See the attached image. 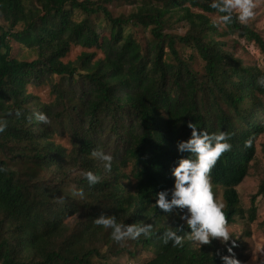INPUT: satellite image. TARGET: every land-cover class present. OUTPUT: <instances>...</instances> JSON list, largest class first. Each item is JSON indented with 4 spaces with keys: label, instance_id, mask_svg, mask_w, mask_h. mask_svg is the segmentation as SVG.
<instances>
[{
    "label": "trees",
    "instance_id": "obj_1",
    "mask_svg": "<svg viewBox=\"0 0 264 264\" xmlns=\"http://www.w3.org/2000/svg\"><path fill=\"white\" fill-rule=\"evenodd\" d=\"M121 1L139 6L114 17L105 5ZM209 3L0 0V120L6 122L0 132V264H103L143 250L154 254L144 264H222L221 255L242 262L237 242L163 244L165 229L180 226L182 236L189 230L181 210L165 214L154 206L155 193L172 186L176 143L188 138L191 122L229 136L231 150L216 161L210 182L223 188L226 226L245 213L237 187L264 133V88L257 84L264 71L246 66L219 38L254 42L263 56L264 38L235 17L220 32L208 14H221ZM176 25L186 27L184 34L174 32ZM12 41L36 53V60L14 58ZM73 46L95 51L65 63ZM195 54L202 71L194 66ZM45 83L54 95L49 104L28 91ZM39 112L48 124L34 118ZM55 136H67L71 149ZM97 148L113 157L110 171L90 157ZM88 170L100 176L98 183L88 185ZM262 195L264 179L252 197L250 222ZM101 213L124 224H152V230L147 238L115 242L111 229L94 223Z\"/></svg>",
    "mask_w": 264,
    "mask_h": 264
},
{
    "label": "clouds",
    "instance_id": "obj_2",
    "mask_svg": "<svg viewBox=\"0 0 264 264\" xmlns=\"http://www.w3.org/2000/svg\"><path fill=\"white\" fill-rule=\"evenodd\" d=\"M209 7L221 14L213 21L214 26L217 23L227 26L232 23L233 17L241 24L246 23L253 17L257 4L256 0H210ZM257 84L264 88V76L258 77ZM34 118L43 124L49 123L48 116L43 112L34 113ZM5 127L6 122L0 120V132ZM187 127L191 130L188 138L176 143L178 158L171 168L172 186L155 193L154 206L165 214L173 213L174 209L181 210L179 218L184 221L189 231H184L182 236L178 234L183 231L180 226L174 229L169 227L161 234V241L163 244L171 241L173 247L182 246L185 239L197 243L198 246L209 244L214 238H219L224 243L230 239L223 211L224 204L213 198L209 173L220 156L231 150L232 145L229 136L223 131L207 132L191 122ZM248 143L245 142L246 147ZM180 153L187 155L180 156ZM89 155L102 162L105 171L111 170L113 157L110 154L97 148ZM3 170L0 167V171ZM83 177L89 186L100 180V176L91 170L85 171ZM94 223L104 229H111L109 234L115 242L136 240L141 235L147 238L152 230V224H124L117 222L114 215L103 213L94 218ZM228 252L231 253V249ZM220 259L222 264H238L231 255H221Z\"/></svg>",
    "mask_w": 264,
    "mask_h": 264
},
{
    "label": "rangeland",
    "instance_id": "obj_3",
    "mask_svg": "<svg viewBox=\"0 0 264 264\" xmlns=\"http://www.w3.org/2000/svg\"><path fill=\"white\" fill-rule=\"evenodd\" d=\"M257 7L254 9V15L246 23L251 25L264 38V0H256ZM114 17L121 15H129L135 12L139 6V1L134 2H114L105 5ZM194 12L196 10H193ZM208 17L215 21L217 14H208ZM76 20L82 19V14H75ZM220 32H224L225 26L219 23ZM186 27L184 25H176L174 32L184 34ZM139 32L143 33L142 30ZM142 36V35H140ZM226 43V50L233 53L235 57L241 59L246 66H256L264 71V56L254 42H247L245 39L238 38L236 35H228L220 37ZM12 56L19 60L33 61L36 60V53L29 50L27 47L12 41ZM95 49L73 46L68 55L63 59L65 63L75 61L83 52H94ZM96 58H102L103 54L97 52ZM194 66L196 70L202 71L204 62L195 54ZM29 93H32L40 98L43 103L49 104L53 102L54 95L51 92L49 84L39 86H29ZM54 141L68 149H71V142L67 136H55ZM256 156L252 162L249 175L237 187L240 198L241 207L244 210L243 217H236L233 224L227 226L230 239L227 242L221 243L219 238H216L223 246L227 244L238 243L240 252L243 254V260L240 264H264V195L259 196L255 203V220L249 221V210L252 208V197L257 193L261 181L264 179V133L258 138L256 143ZM129 176L128 182L135 183L131 175V167L125 170ZM213 198L221 203L223 202V188L221 186L212 187ZM73 219H68L67 222H72ZM248 234V235H247ZM198 246V244L196 243ZM200 247V246H198ZM154 254L152 251L143 250L135 258L127 256L119 258H111L103 264H144Z\"/></svg>",
    "mask_w": 264,
    "mask_h": 264
}]
</instances>
